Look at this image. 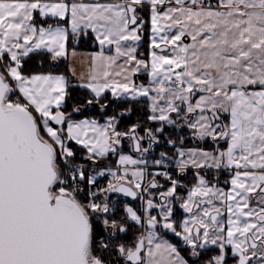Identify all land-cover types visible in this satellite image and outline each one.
<instances>
[{
    "label": "snow or ice",
    "instance_id": "6c2138e0",
    "mask_svg": "<svg viewBox=\"0 0 264 264\" xmlns=\"http://www.w3.org/2000/svg\"><path fill=\"white\" fill-rule=\"evenodd\" d=\"M0 264H264V0H0Z\"/></svg>",
    "mask_w": 264,
    "mask_h": 264
},
{
    "label": "trees",
    "instance_id": "16d2710c",
    "mask_svg": "<svg viewBox=\"0 0 264 264\" xmlns=\"http://www.w3.org/2000/svg\"><path fill=\"white\" fill-rule=\"evenodd\" d=\"M71 47H72V42L70 41V48ZM146 48H147V42L145 40L144 47H142L140 49V51L141 52L146 51ZM76 49L96 50V48L93 46L91 40H83V39L80 41L79 45L76 46ZM38 59H42L44 61V64L42 67L38 63H36V60H38ZM30 67L34 71L52 70V71L64 73L65 75H68L70 77L73 85L77 84V79L72 77V75L68 69V59H62L57 65H52L49 63L47 55L37 56V57L33 58L32 62H30ZM70 91H71V98L67 102L69 111H71V108L76 104H84L86 98H88L90 96V94L86 90L79 88V87H73L72 89H70ZM124 106L125 105H122V104H119L118 102H116L114 104V106L110 107L107 110L108 114H111L114 111H119ZM97 112H98V109L86 107L83 114L84 115H96ZM140 115H141L140 112L134 111L132 114L123 117L122 124L123 125L131 124L137 118H139Z\"/></svg>",
    "mask_w": 264,
    "mask_h": 264
},
{
    "label": "crops",
    "instance_id": "0c3cea01",
    "mask_svg": "<svg viewBox=\"0 0 264 264\" xmlns=\"http://www.w3.org/2000/svg\"><path fill=\"white\" fill-rule=\"evenodd\" d=\"M97 50V49H96ZM96 50H90V49H76L78 52V56L75 58H69L68 59V69L70 71L71 68L75 69L76 77L77 79L79 76L86 74L88 71V54L96 51ZM71 73V71H70Z\"/></svg>",
    "mask_w": 264,
    "mask_h": 264
}]
</instances>
